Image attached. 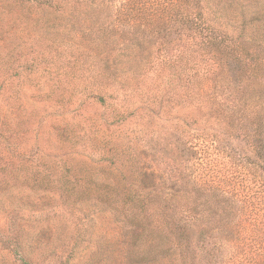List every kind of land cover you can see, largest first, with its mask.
Here are the masks:
<instances>
[{"label":"rangeland","instance_id":"rangeland-1","mask_svg":"<svg viewBox=\"0 0 264 264\" xmlns=\"http://www.w3.org/2000/svg\"><path fill=\"white\" fill-rule=\"evenodd\" d=\"M119 1L100 8L89 0H0V264H214L197 249L187 257L156 255L155 210L145 220L149 234L141 235L130 211L96 191L109 185L120 201L129 186L154 190L149 180L141 188L143 171L170 176L186 165L185 138L176 131L187 129L185 104L146 106L147 94L135 86L144 70L153 71L155 48L121 42L105 29ZM203 6L210 25L264 53V0ZM97 73L119 78L125 93L107 98L106 107L85 97L83 84ZM170 81L167 74L150 81L164 101L174 97ZM122 99L134 102L124 117L112 109ZM217 149L215 161L231 169L247 164L249 126L221 134ZM208 226L215 236L217 223Z\"/></svg>","mask_w":264,"mask_h":264},{"label":"trees","instance_id":"trees-1","mask_svg":"<svg viewBox=\"0 0 264 264\" xmlns=\"http://www.w3.org/2000/svg\"><path fill=\"white\" fill-rule=\"evenodd\" d=\"M73 1L82 5L88 0ZM46 2L52 6L50 0ZM89 2L100 8L110 5L109 0ZM111 13L105 27L112 30L109 33L118 34L121 42H145L155 48L153 71L144 70L143 83L135 85L148 96L143 103L159 109L183 103L188 109L187 129L176 126L185 138L186 165L184 173L170 176L143 171L140 182H146L141 188H149V180L156 193L129 186L119 201L116 189L109 185L96 184V191L110 204L130 211L141 235L149 234L145 220L149 208L155 210L156 255L160 257H187L197 249L214 264H264L263 51L210 25L203 0H120ZM162 74L170 76L175 87L174 97L169 95L166 101L165 94L155 92L150 82ZM118 80H103L97 73L83 84L89 93L85 97L108 106L107 98L125 94ZM135 86L126 90L129 96L137 90ZM125 102L122 99L118 109L112 107L118 116L124 117L134 104L128 101L125 106ZM246 124L252 149L247 164L240 161L231 169L229 161H215L221 134L241 131ZM129 155L127 160L135 159ZM211 221L217 223L215 236L209 233Z\"/></svg>","mask_w":264,"mask_h":264}]
</instances>
